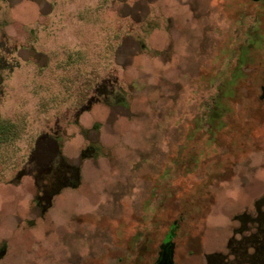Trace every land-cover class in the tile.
Masks as SVG:
<instances>
[{
    "label": "rangeland",
    "instance_id": "obj_1",
    "mask_svg": "<svg viewBox=\"0 0 264 264\" xmlns=\"http://www.w3.org/2000/svg\"><path fill=\"white\" fill-rule=\"evenodd\" d=\"M239 1L235 20L231 0H0V264H118V228L127 238L143 210L173 211L160 232L178 223L187 264H264L247 256L264 257V121L193 193L233 153L221 127L245 104L234 93H261L264 1ZM48 133L73 187L30 162Z\"/></svg>",
    "mask_w": 264,
    "mask_h": 264
},
{
    "label": "flooded vegetation",
    "instance_id": "obj_2",
    "mask_svg": "<svg viewBox=\"0 0 264 264\" xmlns=\"http://www.w3.org/2000/svg\"><path fill=\"white\" fill-rule=\"evenodd\" d=\"M56 134H45L38 137L35 148L31 153L30 162L35 165L39 173H50L55 169L53 174L52 189L60 187H73L76 185L78 171H72L71 167L59 156L60 144ZM173 211L168 210H143L132 227L131 235L123 236L126 226L120 225L117 231L116 240L118 244L126 242L128 246V253L126 257H119L118 264H187L185 259L180 258L178 243H177V229L178 223L173 221L170 227L160 232V228L165 223L169 222V216ZM188 214L187 218H191L188 223L190 235L199 239L198 235V215L192 211L181 210L178 214ZM130 233V232H129ZM129 239V240H128ZM128 240V241H127ZM257 261L264 259L263 253L260 249L253 255H247ZM88 257L85 256V260ZM215 258V257H214ZM224 258V257H223ZM209 264H214L210 260ZM215 261V260H214ZM220 264H231L229 261H221Z\"/></svg>",
    "mask_w": 264,
    "mask_h": 264
},
{
    "label": "trees",
    "instance_id": "obj_3",
    "mask_svg": "<svg viewBox=\"0 0 264 264\" xmlns=\"http://www.w3.org/2000/svg\"><path fill=\"white\" fill-rule=\"evenodd\" d=\"M239 4H240L239 0H231V7L229 9H226V11L230 14L232 19L236 20L237 18L240 17L242 13V8L240 7ZM262 12L263 13L261 18L264 27V6L262 8ZM252 57H254V55L251 56V58ZM222 58L223 56L219 57V60ZM255 65H258V70L253 75V77H251V79L254 80V82H256L257 84L259 83L261 88L260 89L261 93H259V95H257V93H253L249 95V97L244 98L235 92L233 98L235 100H240L241 98V101L244 102L245 104L241 105L240 111L239 110L228 111L229 113H231V120L228 122L226 126L221 127L222 130L224 131L226 130V132L229 134V137L232 139L231 147L233 149L232 151L233 153L231 154V157L227 155V157H223V159L220 160L219 162L217 161L212 162V164L206 168L207 172H206L205 180L199 184L200 187L198 188V191L195 192L191 191L193 193L198 192V194H201L202 192H204L208 184H210V182L213 179L219 177L222 173L227 172L228 166H230L231 162L235 161L236 157H238V153L236 150L239 147V144H241V140L243 139L244 134H248L251 137H255L259 133V131H261L259 124L264 121V61L258 59ZM216 74H217L216 68L211 67L207 69L206 73L202 75L201 82L206 84H212ZM218 108L222 111L225 110L223 107H218ZM216 113L219 116V113L218 112ZM2 123L3 122H1L0 124ZM2 127L3 126H0V129ZM5 128L9 133L8 134L9 136L6 138L7 141H5L8 143L17 136V131L15 130V125L11 123L6 125ZM203 154L204 153H202L201 156H203ZM187 177L189 176H186L184 178L187 179ZM196 186H198V184H196ZM187 192H189V189L184 190L183 198L181 200L183 207L187 206V201H189L188 199L190 198L191 195H193V193L188 194Z\"/></svg>",
    "mask_w": 264,
    "mask_h": 264
}]
</instances>
